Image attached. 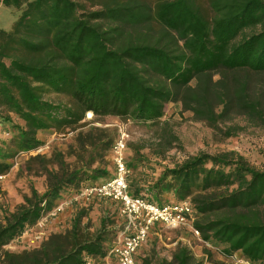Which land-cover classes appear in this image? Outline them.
I'll use <instances>...</instances> for the list:
<instances>
[{
    "label": "trees",
    "instance_id": "1",
    "mask_svg": "<svg viewBox=\"0 0 264 264\" xmlns=\"http://www.w3.org/2000/svg\"><path fill=\"white\" fill-rule=\"evenodd\" d=\"M0 2L17 10L26 5L10 31L0 28V106L25 122L21 148L37 147L41 144L37 137L40 130L77 122L87 112L158 125L162 134L157 137L159 148L154 154L162 156L178 143L169 122L162 120V91L137 74L126 50L114 48L116 29L102 22L105 13L96 9L97 0ZM209 5L211 17L201 15L189 0H173L171 8L199 51L218 61L264 72V0H209ZM258 26L260 29L246 33L247 28ZM239 35L242 38L237 40ZM55 93H69L79 107L77 113L68 108L66 117H60L63 107L46 99ZM245 106L251 121L264 127L259 104L246 100ZM225 117V110L219 114L210 111L208 120L221 131L217 121ZM241 128L232 125L224 133L232 136ZM7 168L0 163V175ZM73 179L51 182L43 194L34 189L15 211L4 209L0 264H84L85 256L96 254L104 261L107 251L100 236L77 242L68 251L4 249L54 209L63 186ZM164 191H172L175 201L190 199L197 211L195 226L206 241L223 244L227 256L240 252V257L251 264H264V169H257L234 151L200 153L165 169L150 195L134 194L131 188L134 195H147L158 203L162 202L155 197ZM142 264L156 263L144 260ZM157 264L202 262L187 245H181L171 260Z\"/></svg>",
    "mask_w": 264,
    "mask_h": 264
},
{
    "label": "rangeland",
    "instance_id": "2",
    "mask_svg": "<svg viewBox=\"0 0 264 264\" xmlns=\"http://www.w3.org/2000/svg\"><path fill=\"white\" fill-rule=\"evenodd\" d=\"M76 1L83 3V0ZM189 1L201 15L212 16L209 0ZM172 3L173 0L96 2V9L105 13L102 22L116 29L114 48L126 50L127 59L137 74L163 93L162 120L169 122L179 141L162 156L154 154L155 148H159L157 137L162 134L158 125L92 112L81 115L77 122L53 124L40 130L37 137L41 144L23 149L20 147L21 132L26 128L25 122L0 106V163L8 166L0 180V221L5 215L4 209L15 211L24 203L25 196H32L34 189L43 194L51 182L74 177L72 183L63 186L51 211L66 201L64 209L48 220L40 218L31 226L29 236L15 239L4 247L5 250L22 252L46 248L53 251L60 248L68 251L77 242L100 236L103 249L108 251L122 238L126 221L116 201L103 198L87 205L72 202L84 184L101 183L113 175L111 147L121 129L128 141L134 194L146 192L150 195L165 169L200 153L217 155L234 151L257 169H264V127L251 121L245 106L246 100H250L258 103L264 112V72L218 61L199 51L196 42L184 33L175 19ZM25 8L26 5L17 10L0 2V28H10L17 13ZM258 29L259 26L247 28L246 33ZM241 38L239 35L237 40ZM46 99L63 107L60 117H66L68 108L76 113L79 110L69 93H55ZM223 110L226 111L225 120L217 121L220 131L209 122L208 115L210 111L219 114ZM232 125L242 128L226 136L225 129ZM155 199L163 203L177 198L172 191H164ZM181 245H187L202 264H247L227 256L223 244L206 241L188 227L154 230L139 251L137 264L144 260L156 264L164 259L171 260ZM237 255L240 257V252ZM95 258L96 264H103L101 255L96 254Z\"/></svg>",
    "mask_w": 264,
    "mask_h": 264
},
{
    "label": "built area",
    "instance_id": "3",
    "mask_svg": "<svg viewBox=\"0 0 264 264\" xmlns=\"http://www.w3.org/2000/svg\"><path fill=\"white\" fill-rule=\"evenodd\" d=\"M128 141L126 133L121 129L111 147V159L114 166V173L101 183H89L83 186L77 195L72 199L78 205H87L96 199H113L120 206V213L125 218L126 226L122 238L113 245L104 258L103 264H137V256L140 250L150 240L152 232L157 228H180L188 227L197 236L201 232L196 228L197 211L190 201L179 200L165 203H158L149 200L147 195H134L130 186V168L128 166ZM4 178L0 175V180ZM65 202L55 209L43 215L45 221L52 215L64 209ZM31 227H28L19 236H29ZM237 261L250 264L237 254L232 256ZM84 264H96L94 256H85ZM208 264H216L210 262Z\"/></svg>",
    "mask_w": 264,
    "mask_h": 264
},
{
    "label": "crops",
    "instance_id": "4",
    "mask_svg": "<svg viewBox=\"0 0 264 264\" xmlns=\"http://www.w3.org/2000/svg\"><path fill=\"white\" fill-rule=\"evenodd\" d=\"M19 13H17V16H15L16 17V21H17V19H18V17H19ZM16 21L13 23V24H11V27L10 28H4L5 30H11L13 27H14V25H15V23H16Z\"/></svg>",
    "mask_w": 264,
    "mask_h": 264
},
{
    "label": "bare ground",
    "instance_id": "5",
    "mask_svg": "<svg viewBox=\"0 0 264 264\" xmlns=\"http://www.w3.org/2000/svg\"><path fill=\"white\" fill-rule=\"evenodd\" d=\"M90 115H91V112H90Z\"/></svg>",
    "mask_w": 264,
    "mask_h": 264
}]
</instances>
